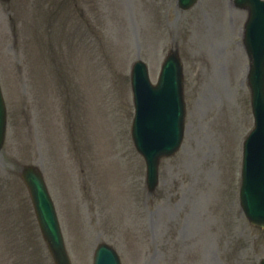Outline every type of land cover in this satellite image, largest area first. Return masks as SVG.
<instances>
[{"label":"rangeland","instance_id":"374dc122","mask_svg":"<svg viewBox=\"0 0 264 264\" xmlns=\"http://www.w3.org/2000/svg\"><path fill=\"white\" fill-rule=\"evenodd\" d=\"M218 2L202 0L189 13L178 9L177 0H90L86 17L74 5L75 0H59L57 6L62 4L68 9L72 20L67 27L63 20L55 27L59 44L65 45L59 48L60 54L52 40L44 41L51 63L36 51L35 27L28 25L33 38L25 46L26 67L34 81L21 73L24 66L18 64L14 50H0L1 79L9 106L8 139L0 152V249L5 252L0 255V264L2 258L5 264H39L38 260L46 264L33 205L16 174L21 164L28 163L41 166L47 175L73 264H90L100 242L114 245L123 264L259 263L264 256V231L249 224L234 199L233 188L237 141L253 124L251 111L245 106L249 98L244 80L246 64L236 66L232 81L228 80L227 70L225 77L213 70L208 83L214 91L199 78L191 79L188 65L187 91L192 111L185 141L175 157L163 161L160 186L154 197H148L145 162L137 154L130 132L113 147L114 158L119 162L123 159L128 168L123 169L121 163L109 157L101 161L103 165L96 171L103 198L93 168L89 167L95 162L87 150L98 159L105 158L113 145L107 131L110 125L117 122L122 126L133 112V106L123 100L121 104L113 102L110 109L124 115L113 121L116 115L107 114L109 92L101 88L103 77H108L104 85L109 90L117 89L122 79H129L126 64L140 56L149 63L156 80L161 61L178 40L177 30L184 24L195 34L217 32L218 36L206 46L213 42L224 56L230 50V33H234L235 42L240 39L242 13L227 5L224 11L219 10L224 14H216L213 10ZM205 9L206 13H202ZM50 10L54 14L57 7ZM11 21L5 13L8 31ZM83 22L89 27L84 36L90 39L85 41L87 49L83 43L72 42L83 40V29L79 28ZM37 26L43 31L42 23ZM122 43L130 57L121 58L124 66L120 69L104 54H109L111 45L117 48ZM5 51L12 55L14 63L3 57ZM96 53L100 69L91 60L92 57L95 62ZM115 56L121 57V53ZM126 88L127 83L123 82L122 96L127 94ZM229 94L235 118L224 124L223 111L218 109L230 101ZM51 97H55V102ZM123 127L127 129L128 123ZM61 133L64 140L60 157L67 166L66 175L59 172L56 140L51 141ZM230 140L236 141V150ZM68 181L70 196L66 190ZM102 199L105 204L126 206L125 215L121 211L116 215ZM20 250L28 253L16 254Z\"/></svg>","mask_w":264,"mask_h":264},{"label":"bare ground","instance_id":"6f19581e","mask_svg":"<svg viewBox=\"0 0 264 264\" xmlns=\"http://www.w3.org/2000/svg\"><path fill=\"white\" fill-rule=\"evenodd\" d=\"M209 39L210 36L207 35L206 32H201L200 35L197 36L195 40L196 49H199L200 47H204Z\"/></svg>","mask_w":264,"mask_h":264}]
</instances>
